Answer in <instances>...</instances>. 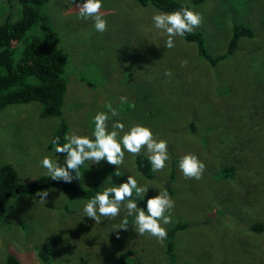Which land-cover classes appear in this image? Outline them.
Segmentation results:
<instances>
[{
    "label": "rangeland",
    "instance_id": "374dc122",
    "mask_svg": "<svg viewBox=\"0 0 264 264\" xmlns=\"http://www.w3.org/2000/svg\"><path fill=\"white\" fill-rule=\"evenodd\" d=\"M175 1L202 14L193 32L202 34L212 55L226 51L234 24H249L253 33L212 65L185 36L165 47L168 37L152 20L163 10L153 4L102 0L107 30L99 32L92 19L79 18L71 0H49L41 11L56 32L53 44L63 55L68 86L61 114L42 117L36 101L0 112V165L14 166L22 182L47 175L45 156L65 162L64 154L49 147L62 122L65 138L94 139V116L108 112V103L120 113H109V130L117 120L125 130L143 124L154 138L166 140L169 160L150 178L125 151L121 176L106 161H85L72 181L105 189L131 175L149 188L146 199L169 185L175 205L171 222L162 226L186 224L172 237L173 258L164 241L135 231V215L128 216L125 205L117 217L96 224L83 211L87 200L51 187L45 201L36 194L11 196L12 207L0 214V264L7 254L22 264H44L39 250L50 256L49 264H264V0ZM46 30L39 21L27 36L44 39ZM190 153L206 165L202 179L186 178L179 168ZM140 154L147 156L146 150ZM225 165L231 167L228 178ZM172 167L175 177L168 181ZM125 218L128 229H117Z\"/></svg>",
    "mask_w": 264,
    "mask_h": 264
},
{
    "label": "trees",
    "instance_id": "16d2710c",
    "mask_svg": "<svg viewBox=\"0 0 264 264\" xmlns=\"http://www.w3.org/2000/svg\"><path fill=\"white\" fill-rule=\"evenodd\" d=\"M49 0H0V112L11 104H22L36 101L41 105L42 117L59 116L64 103L67 90L64 59L60 50L53 42L56 32L47 23L48 18L41 11L42 6ZM142 5L153 4L157 8L172 12L180 10L181 4L175 0H135ZM203 0H192L193 3H201ZM44 22L47 27L44 39L39 36H27L31 28L37 22ZM253 33L249 24H234L232 36L224 53L212 55L204 46V39L200 32L186 34L185 38L194 41L197 51L212 65L232 54L242 37H250ZM65 123H61V130L54 140L59 138V143H65ZM53 140V141H54ZM53 141L49 147L53 146ZM135 168L146 178L152 177L151 163L145 154H139L134 159ZM175 168V166H174ZM169 172L168 181L175 177V169ZM223 177L228 178L231 167L224 166ZM229 170V173H228ZM56 187L72 197L90 200L97 192L104 189L97 183L89 187H83L72 181H54L48 175H41L30 182L19 180L18 174L10 163L0 165V214L11 208L10 199L14 194L34 195L38 191ZM168 193L170 188L168 185ZM132 199L137 202L138 208L146 211L147 199L137 197L133 192ZM186 227L185 223L178 222L166 228L167 238L164 240V248L173 258L174 242L172 237L177 230ZM257 228L261 226H256ZM38 256L44 264H49L50 256L47 252L39 250ZM6 264H22L14 255H6ZM164 264V263H162Z\"/></svg>",
    "mask_w": 264,
    "mask_h": 264
},
{
    "label": "clouds",
    "instance_id": "9594fccd",
    "mask_svg": "<svg viewBox=\"0 0 264 264\" xmlns=\"http://www.w3.org/2000/svg\"><path fill=\"white\" fill-rule=\"evenodd\" d=\"M71 2L78 9L80 19H92L95 29L99 32L107 30V21L101 12L102 0H82L81 3L71 0ZM152 20L155 27L161 30L162 34L167 35L165 47L171 49L175 46L174 38L192 33L202 24L203 17L202 14L191 8L182 6L180 10L172 12H157L153 15ZM186 64V60L182 61L181 67ZM165 75L170 77L172 72L166 70ZM120 100L122 104L129 103L126 97H121ZM129 106L135 107L134 104ZM106 108L108 112H98L94 116L95 127L92 133L94 139L87 135L72 134L65 138L66 142L62 145L59 143V138L53 141V144L56 145L55 152L64 154L65 162L61 164L48 156L42 159L41 164L52 180L71 183L74 178H80V168L85 161H92L94 164L106 161L108 164L116 166L114 175L121 176L122 173L119 169L124 163L125 151L136 156L142 150H146L153 171H161L165 168L166 161L169 160L168 142L154 138L152 130L143 124H133L125 130L124 123L117 120L109 130V113L111 117H117L120 113L116 108H113L111 103L106 104ZM179 168L186 178L199 180L202 179L206 165L195 154L190 153L180 159ZM148 189L147 186L139 185L133 176L128 175L126 181L107 187L102 192H97L85 204L83 211L85 216L93 219L96 224H100L101 217L115 218L120 214L121 205H125L127 215H135V231L139 235L147 233L162 243L167 238L166 228L162 225L171 222L170 212L174 208L175 202L165 188L160 190L157 195L148 197L146 211L144 208H138L137 202L132 199L133 192L137 197L144 198ZM48 195L49 191L46 189L36 193L41 201L48 200ZM128 226V220L125 218L117 229L127 230Z\"/></svg>",
    "mask_w": 264,
    "mask_h": 264
}]
</instances>
